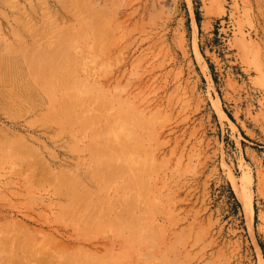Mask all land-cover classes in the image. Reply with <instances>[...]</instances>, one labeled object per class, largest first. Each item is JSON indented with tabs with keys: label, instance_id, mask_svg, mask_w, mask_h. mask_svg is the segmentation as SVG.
<instances>
[{
	"label": "rangeland",
	"instance_id": "rangeland-1",
	"mask_svg": "<svg viewBox=\"0 0 264 264\" xmlns=\"http://www.w3.org/2000/svg\"><path fill=\"white\" fill-rule=\"evenodd\" d=\"M0 264H264V0H0Z\"/></svg>",
	"mask_w": 264,
	"mask_h": 264
},
{
	"label": "bare ground",
	"instance_id": "bare-ground-1",
	"mask_svg": "<svg viewBox=\"0 0 264 264\" xmlns=\"http://www.w3.org/2000/svg\"><path fill=\"white\" fill-rule=\"evenodd\" d=\"M2 5V4H1ZM1 55H2V53H1ZM241 183H242V181H241ZM242 186H244V185H242ZM246 187H247V184H246ZM245 188V187H244ZM248 188H250L249 186H248ZM250 198H248L247 199V202H246V209H247V211L249 212V214L252 212V204H251V202H250V200H249Z\"/></svg>",
	"mask_w": 264,
	"mask_h": 264
}]
</instances>
